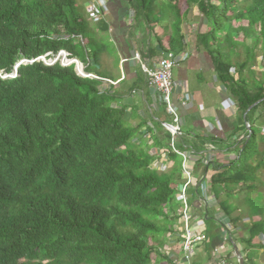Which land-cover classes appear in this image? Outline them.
Instances as JSON below:
<instances>
[{"label":"trees","instance_id":"obj_1","mask_svg":"<svg viewBox=\"0 0 264 264\" xmlns=\"http://www.w3.org/2000/svg\"><path fill=\"white\" fill-rule=\"evenodd\" d=\"M77 2L0 0V264H150L158 253L153 242L172 225L180 160L169 152V170L157 171L160 156L138 138L145 124L129 126L115 104L121 94L78 76L73 66L20 64L59 50L95 61L94 35ZM127 6L149 29L167 25L164 51L176 55L185 49L182 24L193 10L206 28L194 27L196 47L211 57L250 127L228 166L208 164L216 171L211 190L226 212L233 189L255 182L264 167V131L254 125L264 108V71L257 78L253 70L258 51L264 67V0H127ZM16 66V77L2 78ZM161 122L155 146L167 150ZM179 143L197 150L183 136ZM196 169L203 175L207 166Z\"/></svg>","mask_w":264,"mask_h":264},{"label":"crops","instance_id":"obj_2","mask_svg":"<svg viewBox=\"0 0 264 264\" xmlns=\"http://www.w3.org/2000/svg\"><path fill=\"white\" fill-rule=\"evenodd\" d=\"M77 1L87 17L85 20L94 35L93 48L98 53L95 61L90 59L86 63L80 62L87 71L88 67L91 68L99 62V57H110L114 61L121 72L116 78L101 76L91 70L89 73L114 83L113 85L106 83V87L112 86V91L115 90L121 94V99H117L115 104L124 108V121L133 128H137L139 124H145L140 129L138 138H144L146 144H150L149 154L160 156V159H164L163 165L166 166L169 164L166 150L163 146H155V142H158L160 137L156 123L164 116L163 107L158 103L155 90L147 86L146 73L142 65L152 68L167 52L164 50L168 49L170 28L162 23L152 25L154 27L149 29V26L142 20L136 22L135 13L128 9L127 0ZM94 9L99 12L96 17H94ZM188 20L189 22L185 21L182 24L185 49L178 55L175 54L181 60L172 75L175 84L173 101L181 116L183 137L190 143L189 145L197 149L192 150L189 146L187 147L191 154V166L195 178V183L189 188L188 195L192 210L194 206L198 208L196 212L193 211L194 215L198 218L203 217L205 221L206 241L195 249L192 264H217L222 259L231 264H239L236 251L240 254L244 264H264V167L256 174L255 182L233 189L231 197L227 199L226 212L220 209L219 200L214 197L210 186L216 171L210 166L202 175L199 169H196V166L203 164L204 159H210V157L213 163L228 166L239 155L238 146L245 137L246 123L234 102H232L234 107H230L225 102V97L229 95L217 79L211 57L207 52L196 47L194 27H198L201 33L206 30L196 10L188 16ZM198 21L200 23L197 25ZM136 54L139 57L138 60L134 58ZM122 60L126 62L121 63ZM140 71L144 75H140ZM191 74L195 75L200 84L208 85L219 95L217 103L203 104L205 100L197 96L198 85L191 83L187 77ZM135 84L136 88L130 91V94L127 93L129 87ZM187 90L193 100L186 107H182L179 101L183 100L182 97ZM123 92L124 95H122ZM133 95L135 97H132ZM158 108H161V111ZM256 122L257 120L254 122L255 127ZM146 127L150 128L154 135L147 132ZM262 127L264 129V126ZM152 150H156L157 153L153 154ZM181 184L180 173V182L177 183L176 188L178 189ZM196 193L200 195L197 203L193 200ZM220 196L224 198L223 193ZM254 204L261 207L257 213ZM249 210L250 212L252 210V215ZM206 218L209 220L206 221ZM179 219V205L175 200L174 211L170 213L169 218L172 220L171 227L160 240L153 242L158 252L154 253L155 257L158 260L167 258L170 262L165 260L164 262L168 264H181V223ZM254 226H259L258 230L252 229Z\"/></svg>","mask_w":264,"mask_h":264},{"label":"built area","instance_id":"obj_3","mask_svg":"<svg viewBox=\"0 0 264 264\" xmlns=\"http://www.w3.org/2000/svg\"><path fill=\"white\" fill-rule=\"evenodd\" d=\"M100 1L102 0H98V2ZM98 15L99 12L94 9V17ZM78 39L83 42L80 37ZM134 58L136 60L139 59L137 54ZM180 60L181 59L172 52H166L152 68L142 65V69L144 73H146L145 75L148 87L155 90L158 101L163 106L165 115L168 118H171V122H161V126L169 136V149H167L165 153L169 154L170 152L176 155L180 160L182 184L177 189L176 200L179 205V221L181 223V264H192L194 251L199 245L206 241V235L204 218H198L194 215L190 197L188 195L189 188L195 183L194 171L191 166V154L187 149H183L179 143V140L183 136V131L181 127V116L179 114L178 107L173 101L175 84L173 82L172 73L173 70L179 66ZM35 61H41L46 66L54 64H58L61 67L73 66L76 74L82 78L94 79L112 85L114 84L111 81L101 79L94 74L88 73L86 71V67L77 58L72 57L65 50H59L55 54L46 53L34 60H23L20 63L31 64ZM124 62H126V60L121 61V63ZM14 77H16V72L2 78ZM179 104L182 107H186L188 103L184 100H180ZM217 264L231 263L222 259Z\"/></svg>","mask_w":264,"mask_h":264},{"label":"rangeland","instance_id":"obj_4","mask_svg":"<svg viewBox=\"0 0 264 264\" xmlns=\"http://www.w3.org/2000/svg\"><path fill=\"white\" fill-rule=\"evenodd\" d=\"M77 6H78L77 10L81 13L83 18L86 19L87 17H85V14H84L82 8L80 7V5L78 4ZM198 23H200V21L197 22V25H198ZM244 58H245V56L241 54L235 60L242 61ZM99 59H100L99 62L95 66H91L90 70L92 72H94V73H96L98 75H101V76H111V77H114V78H116V77H118L120 75V73H121L120 69L117 67V65L114 64V61L110 57L107 58V57H103L102 56V57H99ZM260 62H261V53L258 51L257 52V65L253 69L256 72V77L257 78H260L261 72L264 71V69H263L264 67L262 65H260ZM262 63H264V60L262 61ZM187 77H189L191 83H193L195 85H198L197 96H199L201 100H205V102H203L204 105H209L211 102H213L214 104L217 103V101H218L217 99L219 98V95L216 94L215 91H213V89L211 87H209L208 85H205V84H200L199 81L196 79L195 75L191 74V75H188ZM178 83L180 84L181 82L178 81ZM132 97H135V95H133ZM182 99L184 101H186L187 103H190L193 100V97L187 90V92L183 95ZM225 102L227 104H229L230 107H234V105L232 103L233 101L230 99L229 96L225 97ZM158 103H159V101H158ZM154 110L157 111V109H154ZM158 110L161 111V108H158ZM140 111H142V110H140ZM162 111H163L164 116L161 117L160 121L171 122V118H168L165 115L163 109H162ZM257 115H259L260 119L256 122L257 123L256 127L259 130L262 129L264 131V129L262 127V126H264V108L259 109ZM156 127L159 129V131H161L159 123H156ZM262 146L263 145H260V149L262 148ZM150 153H151V150H150ZM152 153L156 154L157 151L156 150H152ZM159 154H161V152ZM211 158L212 157H210V159H208V158L204 159L203 160V164L205 163V165L208 167V164L213 163ZM163 161H164V159H161L159 161H155L154 164H153V166L157 169L158 172H167L169 170L168 168H170V164H167L165 166V165H163ZM159 165H161V166H159ZM254 208H256V206H254ZM249 212H250V210H249ZM250 214L252 215V210H251ZM263 218H264V215H263ZM180 233H181V231H180ZM151 258H152L153 261L150 264H168L167 262H164L163 260H158V258H156L154 254L151 256Z\"/></svg>","mask_w":264,"mask_h":264},{"label":"water","instance_id":"obj_5","mask_svg":"<svg viewBox=\"0 0 264 264\" xmlns=\"http://www.w3.org/2000/svg\"><path fill=\"white\" fill-rule=\"evenodd\" d=\"M21 64V63H20ZM19 64V65H20ZM18 65V66H19ZM18 66H16L15 67V70H14V72H16V70H17V68H18ZM261 101H258V102H256L254 105H252L248 110H247V112L244 114V115H246L253 107H255L256 105H258L259 103H260ZM245 117V116H244ZM246 127H247V130H248V132H249V134H250V127H249V125H246ZM249 138V137H248ZM236 254H237V257H238V260H239V264H244V262H243V259L240 257V254L236 251Z\"/></svg>","mask_w":264,"mask_h":264}]
</instances>
